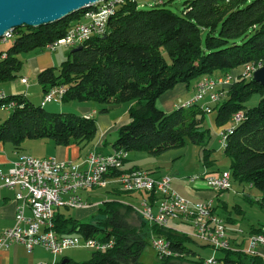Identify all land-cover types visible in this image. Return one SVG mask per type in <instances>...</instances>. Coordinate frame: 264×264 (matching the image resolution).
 I'll list each match as a JSON object with an SVG mask.
<instances>
[{"label": "trees", "instance_id": "obj_1", "mask_svg": "<svg viewBox=\"0 0 264 264\" xmlns=\"http://www.w3.org/2000/svg\"><path fill=\"white\" fill-rule=\"evenodd\" d=\"M150 10H142L137 0H125L110 17L102 36H93L81 46L71 48L68 60L63 62L59 74L48 68L37 75L43 94L54 87H64L62 102H95L110 107L135 102L129 109V122L118 130L113 143L114 151L139 153L151 157L161 156L184 147L187 141L203 150V164L212 165L207 146L210 129L206 127L207 111L200 105L180 106L168 113L158 108L157 101L178 85L190 87L194 80L205 77L231 75L239 67L264 64V0H187L182 15L165 7L172 0H155ZM91 7L75 12L59 21L39 27L22 26L13 29L11 46L2 51L6 58L0 61V84L15 80L22 69L19 56L64 38L69 29L84 20ZM205 35V38H203ZM221 102L211 105L216 111L219 127L232 123L241 112L240 123L233 124L227 136L225 155L230 160L232 184H249L262 195L264 207V85L252 78L237 76ZM260 96L257 106L245 104ZM11 114L0 124V144H11L21 154L27 140H50L57 147L76 145L83 149L94 142L98 133L94 118L71 113H52L42 105H35L24 94L0 99V109L10 105ZM220 173L219 170L210 174ZM114 172L107 178H117ZM113 196L135 198L146 196L121 191L114 187ZM220 193H216L219 198ZM248 200L250 198L245 196ZM90 223L67 217L58 209L53 223L60 236H79L115 244L106 251L93 252L86 262L69 258L65 264H143L141 255L152 237L170 242L178 257L159 259V264L190 261L198 254L188 246L186 235L172 228L149 224L131 204L111 200L101 202ZM68 209V208H66ZM230 225H237L233 216H242L240 207L231 210L227 204L217 205ZM135 214L141 227L135 228L127 220ZM251 234L264 233L263 228L250 229ZM221 264H264V258L243 251H222ZM160 258V257H159Z\"/></svg>", "mask_w": 264, "mask_h": 264}, {"label": "built area", "instance_id": "obj_2", "mask_svg": "<svg viewBox=\"0 0 264 264\" xmlns=\"http://www.w3.org/2000/svg\"><path fill=\"white\" fill-rule=\"evenodd\" d=\"M124 2L125 0H114L104 8L86 13L82 22L71 27L64 38L47 45L45 50L56 51L60 47L76 48L93 36L104 35L110 17ZM13 38L14 34L11 30L0 38V43H8ZM5 58L0 50V61ZM263 66L264 64L248 65L242 75L245 78H252L253 73ZM234 80L231 75L205 77L197 84L192 99L203 100V103L205 102L203 108L210 113L211 105L223 100L226 89ZM21 83L27 84L28 79L22 78ZM65 93L64 87H54L43 94L41 105L44 107L48 103L62 101ZM13 106L14 104L11 103L3 109H11ZM242 118L241 112L235 114L232 124L240 123ZM220 139L222 144L223 132L220 134ZM128 157L129 154L124 151H114L108 155L91 152L82 163L76 164L56 157L36 158L18 154L7 172L0 170L3 186L15 190L17 202L15 225L0 237V250L9 249L14 244H23L29 252L41 247L53 256L50 264H60L58 258L70 249L86 248L93 252L111 249L115 244L114 240L103 242L74 235L60 236L55 232L53 218L55 212L61 208L79 210L93 206L94 204L85 197V194L93 192L96 187H104V189L117 187L124 192L142 193L146 196L139 200V208H134L136 213L149 224L172 228L170 223L174 222V215H184V222L175 223L191 227L192 233L181 234L186 235L193 242L221 252L239 250L261 256L258 249L264 248V233H244L236 226L221 222V214L214 210L216 207L214 200L194 202L179 195L172 188L170 177L154 178L147 171L126 169ZM103 159H113L116 170H103ZM114 172H121L119 183L103 185L99 182L100 174L111 175ZM191 181H203L205 187L214 193L229 191L232 188L231 174L226 172L206 173L193 177ZM151 241L158 257L179 256L172 249L170 242L164 238L154 236ZM205 264L221 263L217 259H209L205 260Z\"/></svg>", "mask_w": 264, "mask_h": 264}, {"label": "rangeland", "instance_id": "obj_3", "mask_svg": "<svg viewBox=\"0 0 264 264\" xmlns=\"http://www.w3.org/2000/svg\"><path fill=\"white\" fill-rule=\"evenodd\" d=\"M187 0H172L170 3L166 4L165 6L160 5V7H165L166 9L178 14L182 15L183 12V4ZM138 6L142 10H150L156 5L155 0H137ZM205 38V35L204 37ZM12 42L10 43H0V50L4 51L7 50L11 46ZM70 53V49L66 47H60L57 49L56 53L44 50H36L30 54H23L19 56V60L22 62L23 66L21 71L17 74V78L11 82L2 83L0 84V92H4L6 96L14 95L13 93H24L26 90L27 92L32 93L31 101L40 106L42 102V94L43 90L42 87L37 82V75L31 73L28 70V61L30 57L42 59L44 61L49 60V58L53 57V61H49V66L47 68H54L55 72L59 74L61 66L63 62L68 60L67 54ZM245 71L244 67H239L231 72V76L235 79L240 74H243ZM21 76L28 78L29 86H23L20 83ZM201 78L196 79L193 81V85L197 83ZM207 101V100H206ZM260 101L259 95H254L246 104L247 108H253L258 105ZM90 103L92 109H96L97 113L94 115V119L96 120L100 116H107L106 114L100 113L101 109L105 106L100 105L95 102H87ZM87 103H77V102H70L65 103L62 101H54L52 103H48L44 106L49 112L52 113H71L80 115V111L78 107L80 105H85ZM205 104L203 102L200 105ZM135 105V102L121 104L115 106L116 108L112 111L113 116L120 117L125 111L127 112L125 116L118 119L117 124H126L129 122V107ZM118 107V108H117ZM11 114V109H0V124H2ZM216 111H212L207 114L206 120V127L210 129V140L207 146L208 149L212 150L210 153V160L214 165H212L209 169L205 168L203 164V150L201 147L192 144L190 141H187L186 145L180 149L171 150L161 156L152 157L158 160V163L154 166L146 167L145 169L153 170L156 176L160 177H170L171 179L176 178V180H182L189 183L190 187H194V182L191 181L193 177L202 176L206 173H210L213 171L219 170L220 172L230 173V160L224 153V148L221 144L220 134L231 128L233 126L232 123H228L223 127H219L216 122ZM98 126V124H97ZM98 136L94 142L90 143L86 147L83 148V161L87 158L89 150L95 144V141L98 139L100 130L98 127ZM118 137V133L116 131L109 132L107 134V139L109 142H115ZM11 147V152H15L14 148L11 144H5ZM57 147L55 144L50 140H27L22 145V150L20 151L21 154L31 155L36 158H45L46 156L50 155L53 149ZM10 152V153H11ZM11 153V156L13 155ZM88 154V155H87ZM135 154L140 155L139 153H132L131 156ZM144 156H148L146 154H142ZM151 157V156H150ZM73 162V161H72ZM76 163V162H74ZM82 162L76 163L80 164ZM110 185V184H108ZM102 188V187H99ZM109 189H96L93 192L89 193L90 197L85 194V197L88 198L94 205L87 209H66L61 208L60 211L64 213L67 217H71L73 219H77L82 223H90L91 217L96 215L98 212V208L96 207V203H101L104 201H111L117 200L121 201L126 204H131L135 208H139L140 201L135 198H129L127 196L118 197L113 196L109 191ZM94 194L97 198H95ZM212 196L215 198V206L221 205L222 203L227 204L228 208L231 210L233 207H240L243 212L242 216H236L233 213V216L238 220V224L236 227L240 228L244 231V233H249L252 227L254 228H263L264 229V207L261 205L262 195L261 193L252 188L249 184H239L233 183L232 188L229 191H225L220 194L219 198H216V193L211 192ZM248 196L250 200H248L245 196ZM220 212V211H219ZM128 222L131 224L132 227L140 228L141 221L135 214H129L127 216ZM170 226L177 230L179 233H192L191 227L187 225H183L181 223L171 222ZM188 246L193 249L198 256L196 257L197 260L200 258L204 260L209 259H221L223 257V252L214 250L210 247L202 246L199 243H188ZM65 255L69 256L75 262H86L91 258L92 251L86 248H76L70 249L65 252ZM159 258L157 252L152 246V241L149 239V243L145 247L140 262L143 264H159ZM173 264H194L190 261H175Z\"/></svg>", "mask_w": 264, "mask_h": 264}, {"label": "crops", "instance_id": "obj_4", "mask_svg": "<svg viewBox=\"0 0 264 264\" xmlns=\"http://www.w3.org/2000/svg\"><path fill=\"white\" fill-rule=\"evenodd\" d=\"M56 51H50V52H53L54 54L56 53ZM67 56H69V54H67ZM52 59L53 57L49 58V60L47 61H44L42 59L40 60L38 58L30 57L27 68L31 73L38 75L40 72L48 69L47 67L49 66L50 63L49 61H51ZM22 78H26V77L21 76L20 83ZM203 79L204 78H201V80ZM201 80H199L194 85L192 84L190 87H188L185 84H181L178 85L173 90L168 91L158 99L157 101L158 108L165 112L170 113L173 110L177 109L178 107L184 106L185 103H187L194 97L196 93L197 84ZM22 85L28 87L29 80L27 84H22ZM13 94L15 95V93ZM18 94H24L30 100L32 98V93L30 91L27 92V90L24 93L16 92V95ZM1 95L6 97L4 92H2ZM42 99H43V94H42ZM133 106L134 105L130 106L128 109H130ZM201 106H203V104ZM115 108L116 107H110V111H112V109L114 110ZM78 109L81 113L80 115L82 116H88L94 118V115L97 113L96 109H92L90 103H87L85 105H80ZM110 111L105 113L107 116L104 117L100 116L99 118L96 119V122L100 130V134L98 139L95 141V144L92 147V149L89 150L88 154L91 152H96L99 154L108 155L114 152V148H113L114 142H109V140L107 139V134L112 131H116L118 133L119 128L122 125H124V123L118 125L117 121L121 117L125 116L127 112L125 111L118 118L116 117L117 115L113 116ZM226 131H223V133H225ZM11 150H12L11 147L5 144H0L1 171L7 172V170L11 167V163L17 158L19 154L12 151L13 155L11 156L12 153ZM82 150L83 149H81L76 145H72L69 147H55L52 153L46 157H56L57 159L62 161H73L79 163V162H83L84 159ZM157 163L158 160L150 156H144L142 154L140 155L135 154L134 156H131V154H129L128 160L126 162V169L147 171L154 178H161L160 176H156L153 170L145 169L146 167H149L151 165L155 166ZM194 184H195L194 187H190L188 182L179 179L176 180V178L172 179V188L179 195L194 202H201L207 200H214L215 202V198L212 196L211 191L205 187L203 181L194 182ZM110 185H114V184H110ZM98 189H104V187ZM94 196L95 198H97L95 194ZM16 208H17V202L15 200V190L4 187L3 181L0 178V237L6 231L14 227ZM258 252L264 258V248H259ZM65 257L69 258V256L65 255L64 253L62 256L58 258V261L61 262ZM52 261H53V256L48 251L44 250L41 247H36L33 251L29 252L23 244H14L9 249L0 250V264H50Z\"/></svg>", "mask_w": 264, "mask_h": 264}, {"label": "water", "instance_id": "obj_5", "mask_svg": "<svg viewBox=\"0 0 264 264\" xmlns=\"http://www.w3.org/2000/svg\"><path fill=\"white\" fill-rule=\"evenodd\" d=\"M102 0H0V38L22 26L39 27L59 21ZM78 50V48H76ZM252 79L264 85V66ZM68 260H64L65 264Z\"/></svg>", "mask_w": 264, "mask_h": 264}, {"label": "bare ground", "instance_id": "obj_6", "mask_svg": "<svg viewBox=\"0 0 264 264\" xmlns=\"http://www.w3.org/2000/svg\"><path fill=\"white\" fill-rule=\"evenodd\" d=\"M110 2H114V0H102L100 2H97L93 6H90L92 9L87 11L86 13H92L96 10H99L101 8L106 7V5H110ZM88 8V7H87ZM85 13V14H86ZM14 39V38H13ZM11 39V41L13 40ZM86 41H83L85 43ZM10 43V41H9ZM80 43V46L83 44ZM5 57L6 54L4 53ZM5 96L0 95V99H3ZM203 100L201 99H191L187 103H185L184 107H190L192 105L200 104ZM203 107V106H202ZM238 124V123H237ZM233 131V126L229 128L225 133H223V141H222V147L225 148L226 146V141H227V136L231 134ZM103 170L107 171H114L116 170V163H114L113 159H103ZM109 174H100L99 175V182L103 185H108V184H114L119 183V177L117 178H107ZM99 187H96V189ZM174 222H184V215H174ZM221 222H226L223 218H221Z\"/></svg>", "mask_w": 264, "mask_h": 264}]
</instances>
